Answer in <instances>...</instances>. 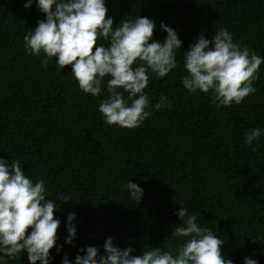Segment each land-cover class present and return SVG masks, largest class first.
Wrapping results in <instances>:
<instances>
[{
	"label": "trees",
	"instance_id": "obj_1",
	"mask_svg": "<svg viewBox=\"0 0 264 264\" xmlns=\"http://www.w3.org/2000/svg\"><path fill=\"white\" fill-rule=\"evenodd\" d=\"M25 3L0 0V158L19 161L33 182L44 179L46 200L71 193L54 211L63 248L51 250L53 264L65 255L74 264L78 249H102L108 237L136 256L144 248L174 249L181 206L224 242L225 259L264 264V136L253 142L256 151L244 143L251 129H264V64L257 92L239 105L217 108L181 83L182 56L201 32L211 37L226 29L234 43L264 57V0H105L114 27L141 15L155 21L154 40L166 38L163 23L182 41L177 68L151 76L144 90L150 104L163 93L173 107L149 108L152 115L134 129L103 122L98 106L108 95L107 76L101 95L92 97L80 91L70 65L59 72L53 58L45 70L43 53L25 54L24 36L45 19ZM129 180L143 189L138 203L120 189ZM69 213L77 217L72 245L65 244ZM5 259L29 264L27 252Z\"/></svg>",
	"mask_w": 264,
	"mask_h": 264
},
{
	"label": "clouds",
	"instance_id": "obj_2",
	"mask_svg": "<svg viewBox=\"0 0 264 264\" xmlns=\"http://www.w3.org/2000/svg\"><path fill=\"white\" fill-rule=\"evenodd\" d=\"M33 4L45 19L24 36L25 54L39 57L43 53L40 66L45 70L53 58L59 72L70 65L80 91L92 97L101 95L107 76L108 95L98 106L106 125L138 128L152 115L149 108L173 107L163 93L157 103L150 104L144 92L151 76L164 78L177 68L182 41L173 28L161 23L167 35L160 42L153 39L155 21L141 15L134 19L128 15L114 27L113 19L106 18L105 0H26L24 8ZM182 57L183 88L190 94H207L217 108L239 105L257 92L253 85L264 57L234 43L226 29H218L211 37L199 33ZM261 136L264 129L253 128L245 134L244 143L256 151L253 142ZM45 183L44 179L33 182L19 161L0 158V264L23 252H27L29 264H53L51 250L62 251L63 245H57L61 221L54 218V211L59 200L68 203L73 197L69 193L61 198L59 193L57 199L46 200ZM120 189L137 203L143 196V189L130 180ZM175 215L180 224L170 236L178 241L174 249L144 248L136 256L134 248L121 249L108 237L102 249H78L74 264H233L222 256L224 242L210 229L200 227L195 214L181 206ZM76 221L75 213H69L65 244L72 245L76 238ZM61 264L73 262L65 255ZM243 264L259 262L245 257Z\"/></svg>",
	"mask_w": 264,
	"mask_h": 264
}]
</instances>
